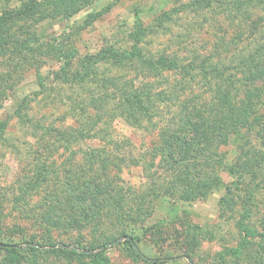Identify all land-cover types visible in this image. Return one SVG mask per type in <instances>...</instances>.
Returning <instances> with one entry per match:
<instances>
[{"label":"trees","instance_id":"16d2710c","mask_svg":"<svg viewBox=\"0 0 264 264\" xmlns=\"http://www.w3.org/2000/svg\"><path fill=\"white\" fill-rule=\"evenodd\" d=\"M93 1L29 0L11 7V13L5 10L6 19L13 26L44 16L67 18ZM163 6L146 20L136 10L120 43L105 37L93 52L71 46L64 50L59 39L70 34L63 32L46 45H53L46 55L36 54L42 44L24 51L11 34V53L18 59L12 62L11 92L27 71L39 69L50 58L56 62L38 76L34 89L11 99L12 117L27 142L46 150L34 151L32 161L46 157L52 166L50 148L77 147V153L63 157L64 175L55 178V187L47 186L52 172L48 165L38 163L33 175L18 174L23 186L41 188L40 200L48 205L24 217L75 230L79 237L92 227L111 224L114 230L101 242L127 236L125 243L143 257L135 242L140 232L150 229L155 239L173 240L179 231L172 206L222 190L219 216L236 230L237 245H226L215 264L235 255L232 264H264V0H178ZM25 34L34 33L23 28ZM4 100L0 97V104ZM118 120L155 132L158 141L139 154L136 143L117 136ZM4 128L0 120V130ZM87 141L99 144L82 148ZM77 154L80 159L71 173L64 159H76ZM131 165L142 169L145 180L139 186L119 175ZM159 205L168 208L167 214L145 226ZM199 234L201 240L215 238L212 232L193 235ZM178 244L179 255L194 262L200 240ZM252 244L254 251L242 254ZM83 248L80 243L64 244L50 251L82 255ZM22 249L1 241L0 264H20Z\"/></svg>","mask_w":264,"mask_h":264},{"label":"rangeland","instance_id":"374dc122","mask_svg":"<svg viewBox=\"0 0 264 264\" xmlns=\"http://www.w3.org/2000/svg\"><path fill=\"white\" fill-rule=\"evenodd\" d=\"M177 1L94 0L67 18L44 16L38 21L30 18L31 20L24 19L26 22H18L11 26V23L6 19L8 17L6 13H11V7L19 8L21 5L27 4L29 0H0V85L2 82L4 84V91L0 89V97L5 98L0 104V120L5 121V128L0 130V242L14 243L24 248L19 255L20 264H215L219 261L216 255L223 252L226 245H237L236 230L232 226H227L223 218L219 216L218 200L222 190L211 193L203 200L177 203L172 206L177 209L174 223L179 231L173 240L172 238L155 239L150 229L140 232L142 236L135 242L143 257L136 256L129 245L125 243L127 236H118L106 243L101 242L105 233L114 230L115 227L111 224L106 223L104 228L101 226L98 230L92 227L82 232V236L79 237L75 230L55 228L37 221L30 222L24 217L26 212L29 214L37 213L39 210H44V206L48 208V205L45 200V202L43 199L40 200L41 188L37 189L38 192H36L33 188L29 189L23 186L17 181L19 175L21 173L35 174L38 163L39 167L48 165L52 172L49 171L50 173L47 174L50 176L47 186L55 187V178L61 179V176L64 175L60 172L64 166L61 163L63 157L71 154V152L77 153V147L71 145L66 149L61 147L50 148L49 151H53V159H55V165L53 163L52 166L50 165L51 161L48 162L46 157L41 161H32L34 151L40 150L39 153L42 154L46 150L37 148L32 141L27 142L24 131L20 129L16 119L12 117L11 99L16 97L15 95L20 93L22 95L34 89L37 86L38 76L48 73L50 69L55 67L56 62L55 59L50 58L46 62H41L39 69L27 71L17 83L16 90L11 92L12 62H18V59L14 57L16 52L11 53V48H13L11 34L17 36L22 42L21 49L24 51L28 47L42 44L36 54L44 53L46 55V51L53 47V45L51 47L46 45L53 44V38L63 32L70 34L68 39L66 36L64 39H59V41L61 40L59 45L60 47L63 46L64 50L71 46V49L75 48L81 53L93 52L103 44L105 37L107 40L120 43L122 34L126 27L131 24L136 10L141 12L140 15L146 20L160 5L169 7ZM23 28H26L27 31L31 29L34 33L33 36L29 34L22 36ZM54 51L57 52L58 50L55 49ZM4 95L5 97H3ZM115 132L117 136H126L136 143L139 146V154L144 153L147 146L158 141L155 132L135 129L120 120L116 122ZM98 144L87 141L82 148ZM223 148L230 155L234 153L231 147ZM58 154L61 156L56 159ZM78 156L79 154H77L76 159H71V157L64 159L65 164L68 163V166H72L71 173L77 168L75 167L76 164L73 163L75 160L79 161ZM119 175L134 186H139L145 180L140 166L123 167ZM223 177L226 181L229 179L226 174H223ZM15 197H19L18 200H15ZM163 206L159 205L157 211L145 222V226L167 214L169 203H167V207ZM201 231L205 234L212 232L215 238L210 241L201 240L199 239L200 234L199 237L197 236L198 238H195L194 235ZM195 239L200 240V244L195 247L193 252V262L185 255H179L182 252V246H179L178 243H193ZM77 243L84 246L80 250L83 251L82 255H68L59 251H50L52 246L61 247L64 244L73 246ZM30 245L38 250L28 249L27 247ZM246 246L247 248L245 252L242 251V254L254 251L253 244ZM3 255V252H0V261ZM162 256H168L165 262H157L164 259ZM236 256H223L224 264H232L233 258ZM145 258H149V260L158 258V260L149 262L145 261Z\"/></svg>","mask_w":264,"mask_h":264}]
</instances>
